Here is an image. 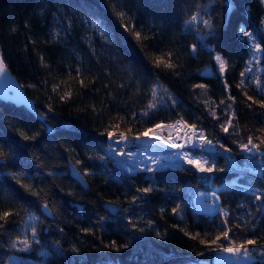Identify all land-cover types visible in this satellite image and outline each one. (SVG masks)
I'll use <instances>...</instances> for the list:
<instances>
[{"label": "trees", "instance_id": "obj_1", "mask_svg": "<svg viewBox=\"0 0 264 264\" xmlns=\"http://www.w3.org/2000/svg\"><path fill=\"white\" fill-rule=\"evenodd\" d=\"M192 15L199 19L189 29L185 21ZM261 16L259 0H0V55L45 117L40 121L24 107L0 101V214L11 213L0 220V264L13 256L20 264H213L216 245L200 240L219 235L225 219L236 244L249 238L264 244V148L251 166L259 177L229 171L221 155L197 150L187 152L224 171L204 176L179 154L158 150L125 173L104 153L109 132L136 136L181 120L230 148L242 164L239 143L264 138L258 131L264 109L243 93L260 100L264 92L253 83L243 91L236 86L253 63V41L240 30L253 32L264 49ZM209 17L211 30L202 23ZM217 54L227 61L223 78L205 74ZM258 57L261 72H246V82L259 77L264 84V51ZM169 62L175 66L166 68ZM66 93L70 98L61 100ZM150 102L156 107L148 108ZM229 109V132L238 135L221 131ZM21 132L35 138L25 140ZM70 164L83 183L70 177ZM144 188L152 191H137ZM203 190L216 192L227 217L193 210V195ZM45 204L51 217L41 211ZM25 238L27 250L13 247ZM218 243L227 245L223 238ZM250 264H264V256Z\"/></svg>", "mask_w": 264, "mask_h": 264}, {"label": "snow or ice", "instance_id": "obj_2", "mask_svg": "<svg viewBox=\"0 0 264 264\" xmlns=\"http://www.w3.org/2000/svg\"><path fill=\"white\" fill-rule=\"evenodd\" d=\"M228 0H225V3L227 4ZM259 3L264 6V0H259ZM228 7H231L230 4H228ZM114 11H116V8L114 7L113 9ZM205 15H207V11L204 12ZM116 15L118 16L119 19H121L122 21L126 19V13H124L123 11H116ZM199 19V17L197 15H192L190 17V19L186 20L185 21V25L191 29V26ZM202 23H203V26L205 29H209L211 30L213 25H212V20L211 18L209 17L208 19H203L202 20ZM93 27L94 28H98L99 25L96 21H93ZM122 27L125 28V30H128L129 28V23H124L122 24ZM260 27L262 29H264V16H261L260 17ZM13 31H15V29H13ZM209 35H213L214 32L212 31H209L208 32ZM240 34L243 36V37H247L248 40L250 41H253L252 43V46H251V52L253 53V58L254 59H259V57L256 55V54H259L261 53L262 51H264V49L261 48V45L260 43H256L255 40H254V34L253 32L251 31H248L246 29H241L240 30ZM56 35H58L57 33H53V39L56 38ZM134 35L137 37V39H139L141 37V33L140 32H134ZM201 40H203V37L200 38ZM201 46H204L203 44ZM192 52H195L196 51V45H193L192 48H191ZM215 61H216V64L219 66V74L221 76V78L224 77V74L227 70V61L219 54H217L215 57H214ZM250 63V62H249ZM41 64L42 66L44 67H47L48 65L46 63H44V60H43V57H41ZM157 66H159V63H157ZM175 65H173L171 62L165 64V67L166 68H172L174 67ZM7 69H6V66H5V63L3 61L2 58H0V76L4 75L6 73ZM79 69H77V75L79 76ZM251 71V69L249 67H246L244 71H242L240 73V81L237 83V88L241 89L243 91V89H245L247 87V83H253L255 84L256 86V90L257 92H264V84H262L261 80L259 77H255L253 78V80L249 81V82H246L244 77H245V74L246 72H249ZM81 86H83V81H81ZM194 87H197V88H201V89H204L205 88V85L204 84H198V85H194ZM228 84L227 82L225 81L224 83V88L225 90L227 91L228 90ZM55 90V88H54ZM153 95H155L156 93V88L153 87L151 89ZM246 98L251 101L252 103L254 104H257L261 109H264V99H260V100H256L254 99L252 96H248L246 92L243 93ZM70 93H66L65 96H61L60 99L61 100H65L66 97H69L70 98ZM229 100H232L233 102L235 101V98L230 96L228 97ZM221 104L224 103L223 100H221L220 102ZM156 105L152 102H150L148 104V108H155ZM229 108L232 107V105H228ZM248 107H251V104L248 105ZM49 111H51V108H49ZM144 115H147V112L144 113ZM214 115V114H213ZM214 118H215V115H214ZM233 119H234V114L229 117L226 122L220 124V128H221V131L224 132V133H227V134H230V135H238V131H236L235 129L230 133L229 132V129L230 128H233ZM178 123L180 124H184L185 127H191V136L188 138V144L187 145H180V144H177L175 142L173 143H170L168 144V147L169 148H173V149H177V150H180V149H183L185 147H190V148H214V147H219V148H223V150L225 152H231V149L228 148V147H225L222 143H219L218 141L214 144L213 140L207 138L204 134V132L202 130H199L196 125H187L184 121H179ZM259 132L261 133H264V128H260L258 129ZM20 135L25 139H34L35 137L32 136V137H29L27 135H25L23 132L20 133ZM147 133H140L134 137H132V139L134 140H140L142 137L146 136ZM193 137H196L197 139L195 140V142H193ZM108 139L111 141L113 140V133L112 132H109L108 133ZM257 139H259V143H255L253 141V137L252 136H249L247 138V142L246 143H239V148H240V151L243 152V153H246V154H249V155H255L257 153L260 152L261 148H264V138H260L258 137ZM128 140V137L127 136H124V135H121L120 138L118 140H116L115 142L117 144H119L121 141H127ZM233 143H237V141H233ZM118 154H122V151L121 153H118ZM3 157V153H0V159H2ZM180 159H183V160H186L190 165L194 166L198 171H200L201 173H212L214 171H224V169H218L213 163H211L209 160L207 159H203V158H199V157H190L189 156V153L187 151H183L179 157ZM101 159H103V157H101ZM80 161L77 160L76 164L79 165ZM146 171H152L151 168H147L145 169ZM74 175H79V173L77 171H75L74 169V172H73ZM84 175H88V172L85 171L84 172ZM137 191H142L143 193H149L152 191L151 188H144V189H137ZM33 195H35V193H33ZM212 196L215 200H219V197L216 196V193L213 192L212 193ZM261 195L259 194H256L255 195V199L256 200H261ZM45 211L47 212L48 210V205L45 204L43 205ZM213 211H219V214L223 217H227L228 213L226 210H224L223 208H213ZM177 212V209H173V214H176ZM11 215L10 212L8 211H5L3 212L2 214H0V220H3V221H7V218ZM239 226V225H237ZM3 225L0 224V228H2ZM87 231V230H85ZM231 231V229L228 228L227 226V220L225 219L224 221V230L219 234V235H216L214 239H212L211 241H205L203 239L200 240V243L204 244V243H209L211 245H216L217 249L222 251V252H225L227 253L229 256L235 258L236 260H246V259H254V256H253V249L256 248V247H260V248H264V244L262 245H257V241L255 239H245V240H242L239 244H236L229 236V232ZM32 235H33V238L35 237L36 235V229L35 227L33 226L32 227ZM157 235H159V233H157ZM185 235H188L187 232H185ZM192 239H197L198 238V234L197 235H193L191 237ZM221 238H223L224 241H227V245L226 246H221L220 243H218L219 241H221ZM17 244L19 245H23V248L21 250H27L28 247L30 246L29 245V241L27 238L25 239H20V240H17V241H14L13 242V247H15ZM111 247H115V244L113 245H110ZM249 246H253V248H250ZM118 250V249H117ZM73 251H75V249H73ZM261 255H264V253H261Z\"/></svg>", "mask_w": 264, "mask_h": 264}, {"label": "rangeland", "instance_id": "obj_3", "mask_svg": "<svg viewBox=\"0 0 264 264\" xmlns=\"http://www.w3.org/2000/svg\"><path fill=\"white\" fill-rule=\"evenodd\" d=\"M256 55L258 56V54H256ZM215 56L216 55H214V57ZM252 61H253V63L251 65V67H250L251 68L250 74H251V76H253L255 74L258 75V73L261 72V70H260V68L258 66V59H254L253 58ZM213 68L214 69H212V68L211 69L210 68L207 69L205 71V74L210 75V74L215 73V72L219 74V66L216 64L215 59H214V67ZM253 85H254V87H256L255 84H253ZM212 105L213 106L215 105L214 109H215L216 106L219 107V105L214 104V103ZM224 113L227 114L228 118L232 116V113H231L230 109L229 110H225ZM214 115H215V117H218V115H216V114H214ZM228 118H226L223 121V123L226 122V120ZM233 127H234V120H233ZM156 128H158V127H156ZM161 129L162 130H159V131H161L159 133L160 134L159 140L168 141L169 143L175 142V143L180 144V145H187L188 144V142H189L188 138L191 136V129H188L187 127H185L183 125L180 126L179 123H177V125H174L173 128L172 127H169V128L166 127V128H161ZM230 129H232V128H230ZM121 135H124V134H120V135L119 134H115L113 137L115 139H119ZM147 137H148V135H146L144 137V139L147 138ZM151 138H154V137H151ZM138 141H140V140H138ZM121 142H124L125 144H127V141H121ZM142 142L143 141H141V143ZM141 143H139L137 147L126 148L127 146H125L124 144L123 145H119L116 142L112 143L110 141V143L107 142L106 146L104 147V153H105V156L109 157L111 159V161L114 164H116L120 168V170L122 172L132 173V172L138 170L140 164L142 163V161L146 157H148L149 155L155 154L158 151L157 147H156V144H151L150 146H146V145H142ZM139 145H142V146H139ZM188 149H191V148L190 147L189 148L185 147V148L180 149V150H188ZM196 150H198V149H196ZM219 150H222V149H219ZM121 151H122V154H118V153H121ZM222 151H224V150H222ZM239 153H240V155H242V158H243V161H244L242 164L241 163L238 164L236 162L235 158L232 157V155H229L228 162L225 160L226 164L227 163H228V165L229 164H232V165L233 164H237L238 167L235 170L236 172L245 173V172H243V168L247 167V168H250L253 172L259 174V171L258 170H253L251 168V166L258 165V163L260 162L262 154L259 152V153L255 154V155H249V154L241 152L240 148H239ZM211 154H213V153H211ZM179 155H181V153H179ZM201 174H203L204 176L210 175V173H201ZM259 175H258V177H259ZM199 192L212 194L214 191L211 192V191H204L203 190V191H199ZM192 206H193V202H192ZM214 212H217V211H214ZM199 213H201V212H199ZM202 213H204V214H212V213H206V212H202ZM19 246L21 248L23 247V245H19ZM261 253H264V248H258L257 249V253L255 254V257H257L259 259H262L264 255H261ZM214 254L215 255L213 257V264H229L231 262L233 264H250L251 261L254 260V259L236 260L235 258L229 256L227 253L222 252L220 250H217ZM22 262L23 261H21V259L19 257L13 256V257H11L8 260L7 264H20Z\"/></svg>", "mask_w": 264, "mask_h": 264}, {"label": "water", "instance_id": "obj_4", "mask_svg": "<svg viewBox=\"0 0 264 264\" xmlns=\"http://www.w3.org/2000/svg\"><path fill=\"white\" fill-rule=\"evenodd\" d=\"M0 58L1 55H0ZM6 66V65H5ZM7 71L4 75L0 76V101L11 103L15 107H24L27 111L32 113L37 119L40 121H44L45 117L42 115H39L34 106V101L28 97V95L23 90L22 86L16 79V77L9 71V69L6 67ZM4 161L0 159V163H3ZM77 171L79 175H74L73 172ZM69 175L72 179L77 181L78 183H83L81 173L76 168L75 165L70 164L68 166ZM42 213L46 217H51L50 212L47 210L45 211L44 207H41Z\"/></svg>", "mask_w": 264, "mask_h": 264}, {"label": "built area", "instance_id": "obj_5", "mask_svg": "<svg viewBox=\"0 0 264 264\" xmlns=\"http://www.w3.org/2000/svg\"><path fill=\"white\" fill-rule=\"evenodd\" d=\"M181 121V120H177L175 121L174 123L172 124H159L153 128H150L146 131L148 137L144 139V137H142L140 139V141H137V140H134L132 139V137L134 136H127L128 137V140H127V144H125L124 142H121L119 143V145H125L127 146L126 148H134V147H137L139 143H141V141H143L141 144L142 145H146V146H150L151 144H156V147H157V150H160V151H163V152H166V153H170V154H174V155H178L179 153H182L183 151H187V150H177V149H173V148H169L168 147V144H170L168 141H161L159 140V137H160V132L159 130H162L161 128H166V127H174V125H177V123ZM180 124V123H179ZM184 124H180V126ZM158 127V128H156ZM188 129H191V127H187ZM199 130H202L201 128H198ZM204 132V130H202ZM156 133V134H155ZM205 134V132H204ZM114 136V135H113ZM126 136V135H125ZM156 136V137H155ZM151 137H154V138H151ZM193 141L195 142V140L197 139L196 137H193ZM118 140V139H115L113 137V140H111L112 143H115V141ZM156 140V141H155ZM107 142L110 143V140L107 138ZM215 144V143H214ZM142 145H139V146H142ZM189 148V147H188ZM198 149L197 151L199 152H202V153H213L215 155H221L222 157H224V159L228 162V159H229V153L228 152H225V151H222V150H219L218 147H214V148H191V149H188V150H196ZM233 157V156H232ZM237 164H229L227 163V169L230 171H235L237 169ZM201 193V192H196L193 196V199H192V202H193V209L194 211L196 212H201V208L198 207V204H196L195 202V198L197 197V195ZM218 208H219V202H218ZM215 213V212H214ZM213 214V213H212ZM229 264H233L232 262L229 263Z\"/></svg>", "mask_w": 264, "mask_h": 264}, {"label": "bare ground", "instance_id": "obj_6", "mask_svg": "<svg viewBox=\"0 0 264 264\" xmlns=\"http://www.w3.org/2000/svg\"><path fill=\"white\" fill-rule=\"evenodd\" d=\"M243 172L250 174L254 177H258L259 174L253 172L250 168H243ZM196 204L201 208L202 212L214 213L213 208H218V201L215 200L212 194L199 193L195 198Z\"/></svg>", "mask_w": 264, "mask_h": 264}]
</instances>
